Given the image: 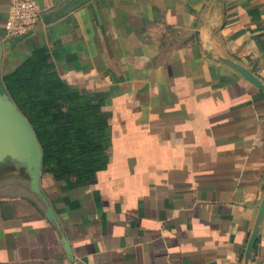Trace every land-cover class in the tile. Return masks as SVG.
Listing matches in <instances>:
<instances>
[{
  "label": "crops",
  "instance_id": "0c3cea01",
  "mask_svg": "<svg viewBox=\"0 0 264 264\" xmlns=\"http://www.w3.org/2000/svg\"><path fill=\"white\" fill-rule=\"evenodd\" d=\"M37 48L110 114L92 181L0 161V264H264V0H35ZM1 85V84H0ZM1 92V91H0Z\"/></svg>",
  "mask_w": 264,
  "mask_h": 264
},
{
  "label": "trees",
  "instance_id": "16d2710c",
  "mask_svg": "<svg viewBox=\"0 0 264 264\" xmlns=\"http://www.w3.org/2000/svg\"><path fill=\"white\" fill-rule=\"evenodd\" d=\"M0 84L37 136L43 172L77 185L107 167L110 114L59 75L46 48L34 49Z\"/></svg>",
  "mask_w": 264,
  "mask_h": 264
},
{
  "label": "water",
  "instance_id": "95a60500",
  "mask_svg": "<svg viewBox=\"0 0 264 264\" xmlns=\"http://www.w3.org/2000/svg\"><path fill=\"white\" fill-rule=\"evenodd\" d=\"M4 159L24 161L32 188L39 192L42 151L37 136L10 97L0 92V161Z\"/></svg>",
  "mask_w": 264,
  "mask_h": 264
},
{
  "label": "built area",
  "instance_id": "2783aa9c",
  "mask_svg": "<svg viewBox=\"0 0 264 264\" xmlns=\"http://www.w3.org/2000/svg\"><path fill=\"white\" fill-rule=\"evenodd\" d=\"M8 7L3 23L4 40L30 33L45 11L35 0H9Z\"/></svg>",
  "mask_w": 264,
  "mask_h": 264
}]
</instances>
